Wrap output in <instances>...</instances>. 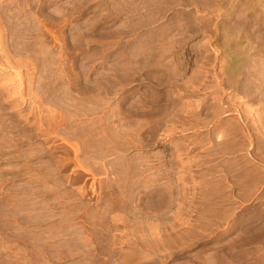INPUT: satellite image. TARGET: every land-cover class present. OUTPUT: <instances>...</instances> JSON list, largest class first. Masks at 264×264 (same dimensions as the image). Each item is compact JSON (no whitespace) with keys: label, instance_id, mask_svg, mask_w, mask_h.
<instances>
[{"label":"rangeland","instance_id":"obj_1","mask_svg":"<svg viewBox=\"0 0 264 264\" xmlns=\"http://www.w3.org/2000/svg\"><path fill=\"white\" fill-rule=\"evenodd\" d=\"M0 264H264V0H0Z\"/></svg>","mask_w":264,"mask_h":264}]
</instances>
